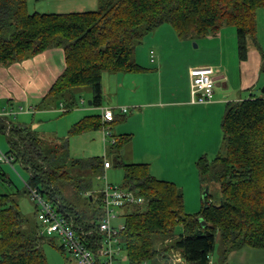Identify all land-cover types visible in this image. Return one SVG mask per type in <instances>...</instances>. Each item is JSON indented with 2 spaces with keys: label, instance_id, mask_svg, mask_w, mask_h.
Wrapping results in <instances>:
<instances>
[{
  "label": "trees",
  "instance_id": "16d2710c",
  "mask_svg": "<svg viewBox=\"0 0 264 264\" xmlns=\"http://www.w3.org/2000/svg\"><path fill=\"white\" fill-rule=\"evenodd\" d=\"M263 8L264 0H100L97 11L31 14L28 0H0V65L60 48L66 67L43 104L72 93V100L63 102L71 110L77 107L74 90L90 86L92 105L101 108L104 75L146 71L134 54L160 27L171 25L181 40L217 36L234 27L239 59L244 62L250 39L257 44V15ZM262 59L264 73L263 54ZM121 120L115 115L111 124ZM105 126L102 116L94 115L76 123L69 134ZM221 130L226 153L212 160L201 157L196 163L204 187L219 184L221 204L216 205L209 193L197 213L187 214L184 193L175 183L156 178L149 164L123 161L121 153L131 135L114 136L116 143L104 156L77 160L65 154L68 141L52 146L33 130L0 120V133L9 145L6 154L30 174L25 195L39 191L73 221L79 234L94 231V236L82 239L95 253L104 239L99 229L104 185L97 190L94 180L104 175L105 161L113 156L114 166L124 171L121 187L145 199L124 214L119 238L128 264H178L177 257L186 264L206 258L210 264L217 237L223 260L243 247L264 249V96L228 102ZM0 181L12 184L1 170ZM19 194V190L14 198L0 194V264H48L42 244L50 236H38L39 223L29 226ZM178 226L183 232L171 241ZM60 249L67 251L63 245Z\"/></svg>",
  "mask_w": 264,
  "mask_h": 264
},
{
  "label": "crops",
  "instance_id": "0c3cea01",
  "mask_svg": "<svg viewBox=\"0 0 264 264\" xmlns=\"http://www.w3.org/2000/svg\"><path fill=\"white\" fill-rule=\"evenodd\" d=\"M93 1L97 2L100 7V0H55L56 4L50 5L47 10L41 12L36 10L32 13H81L82 11L79 10V12L75 9H88L87 5H92L90 3H93ZM71 7L76 8L72 9ZM28 9L30 12V0H28ZM60 10L64 12H57ZM164 26L154 31L153 35L147 36L143 43L137 47L134 54L135 61L147 70L136 73L105 74L103 77L102 107L96 108L88 104L99 111V114L94 115L102 116V109L110 108L114 109L115 113L118 111L116 116L120 120L125 117L124 120L114 123L112 129L115 136L131 135V141L127 144L130 152L123 150L122 159L129 154L131 161L149 164L156 177L175 183L183 193H186L187 187H197L199 183V180L197 182L199 176L196 166L197 161L201 157L210 158V155H215L212 156L213 159L220 154L218 151H220V143L223 140L221 123L225 115L226 104L231 101H240L251 96H258L251 92L244 96L242 94L235 96L237 90L225 78L226 92H219L210 104H194L191 97L192 80L190 71L194 68H213V66L209 64H191L183 71L188 79L185 89L176 88L172 94L174 100L170 103L163 102V93L159 88L160 84L154 83L153 79L151 82V78L157 81L158 77L163 74L165 65H167V58L164 53L166 40L164 41V38L179 39L173 29ZM256 54V68L253 71L247 70L252 72L254 76L252 82L254 84L250 85V89L257 84L259 85L261 81V76L258 74H260L263 59L256 43L253 42V46L249 48L247 61L242 62L246 65L249 64L252 55L256 56ZM65 67V54L60 48L45 51L22 62L0 65V120H4L9 125L29 128L45 140H64L61 138L60 132H57L58 130H55L53 126L65 127V123L60 124L61 121H58V118H55L57 121L51 119L53 115H56L51 109H59L56 104L57 101L49 100L47 105L43 104V99L62 75ZM219 79V76H215L216 86L219 84ZM249 88L243 90H249ZM179 96H182V98H179ZM82 100L85 104V99L82 98ZM90 101H92V95ZM59 102H61L62 107L65 106L62 101ZM42 105L48 108H43ZM120 108H128V112L123 115L120 113ZM168 108L175 110V115L169 118L164 117L162 112ZM83 112L93 113L94 109L84 108L78 111V114ZM128 114L130 115L127 116ZM94 115H88L84 118ZM44 120H48V122L46 121V124H44ZM49 123L52 124L48 125ZM67 123H69L68 126ZM72 123L73 119L72 122H66V131L67 127L69 129L78 122L73 126ZM205 138L206 143L203 141ZM102 140L106 145L107 141L103 131ZM5 144V139L0 136V145L5 146ZM174 159L177 160L178 165L173 164ZM179 167L181 170H179ZM185 193L184 196H186ZM204 194L205 192H203L202 197L198 195L195 201H189V203L194 202L191 206L189 204L187 206L190 209H195L194 213H197L204 204ZM178 237L179 235H175L171 241L177 240ZM123 256L124 259H127L125 253ZM176 262L186 264L181 257L176 259ZM226 262L228 264H264V249L243 247L230 253Z\"/></svg>",
  "mask_w": 264,
  "mask_h": 264
},
{
  "label": "rangeland",
  "instance_id": "374dc122",
  "mask_svg": "<svg viewBox=\"0 0 264 264\" xmlns=\"http://www.w3.org/2000/svg\"><path fill=\"white\" fill-rule=\"evenodd\" d=\"M97 3V2H96ZM95 1L93 3H90L92 5H87V8L83 9H75L76 7H71L75 10L84 12H90V11H97L98 10V3L96 4ZM55 0H30V9L31 14H34L32 12L43 11L47 10L50 5H55ZM94 6V7H93ZM75 11V12H78ZM79 11V12H80ZM57 12H64V11H57ZM68 13V12H66ZM257 23H258V32H257V45L260 50V53L264 55V8L259 10L257 15ZM164 27H168L169 29H173V27L169 24H166ZM174 30V29H173ZM153 35V34H152ZM166 40V41H165ZM165 46H164V53L165 57L167 58V65H165L163 69V74L158 77L157 81L154 78H151V82L153 79V82L160 84L159 88H161L163 93V102L170 103L174 100L173 93L176 88L185 89L188 83V79L186 78L183 71H185V68H187L189 65H200V64H209L213 66L215 69V76H219L220 79L218 81V85L215 89V95L217 97L219 92H226L225 86L226 81H224L225 78L228 79L229 84L235 88L237 91L235 92V96L241 95H247L249 92L253 93L254 95H257L258 97L264 96L263 89H264V73L260 71L261 81L259 85L257 84L255 87L250 89V85H253L254 83V76L253 73L247 70H254L256 68V56H253L250 58L249 64L242 63L239 59L238 55V45H237V36H236V30L234 27H227L224 28L220 35L217 36H211L207 38H193L190 40H181L178 39H171L170 37H165ZM253 46V40L250 39L249 41V48ZM224 76V77H222ZM259 77L257 78V80ZM145 81V80H144ZM227 81V83H228ZM158 88V86H157ZM245 88H249V90H243ZM91 87L85 86L80 89H75L73 93H75V97L77 100V107L69 110L64 107H62L61 102H59L57 99H54L53 102L57 101V107L59 109H51L53 113L56 115H53L51 119H54V121H57L55 118H58V121H61L60 124L65 123V127L62 126H53L55 130H58L57 132H60L61 138L64 140L59 139H53L48 140L51 142L52 146L53 144L57 143H64V141L69 142L68 150H65V154L68 156V158H74V159H87L89 157L93 156H104L106 154L107 147L110 146V139H108V142L106 145H104L102 140V131H87L84 134L76 135V136H70L71 128L66 131V122L71 121L73 119L72 126L79 122L81 119L88 115H94L99 114V111L95 108H92L89 106V101L91 100ZM72 93H67V97L61 99L62 103H68L72 100ZM144 96L142 92V97ZM184 97V96H183ZM250 97V96H249ZM82 98L85 99V104L83 103ZM90 98V100H89ZM179 98H182V96H179ZM247 98V97H243ZM106 104V103H105ZM48 108L47 106H43V108ZM54 107V106H52ZM94 109V112H88V113H79L78 111L82 109ZM84 111V110H83ZM118 112V111H117ZM116 112V113H117ZM163 116L164 117H171L175 115V110H172L171 108H168L166 110H163ZM79 115V116H78ZM128 114L127 116H129ZM71 117V118H70ZM46 124V121L44 120ZM174 122V120H172ZM52 123H49L50 125ZM69 123H67L68 126ZM47 125V126H48ZM59 125V124H58ZM113 126L114 124H111L108 126L109 131L111 130V133L113 136L115 134L113 133ZM64 129V130H63ZM221 132V136H222ZM0 136L5 139L6 144L5 146L0 145V151L4 154H6L9 151V146L7 143V139L4 135L0 134ZM63 136V137H62ZM223 139V136H222ZM53 141V143H52ZM204 143H206V138L203 140ZM210 146V145H209ZM208 146V147H209ZM128 146L125 145L123 150L126 152H130V148H127ZM122 150V153H123ZM208 150V149H207ZM209 152V151H208ZM222 154L226 153V146L224 143V140L220 143V151H218ZM121 153V154H122ZM127 153V154H128ZM212 156L210 155V160H212ZM218 156V155H216ZM177 159V158H176ZM174 159V165H178L177 160ZM108 161L112 164V168L108 170L105 174L107 176L108 183L113 185H119L121 186L124 182V171L122 168H119L117 166H114L113 164V156L109 157ZM123 161L125 163H139V161H131L129 159V154L126 155V157L123 158ZM178 168V167H177ZM0 170L4 171L6 174L8 180L12 182V184H5L2 181H0V194L9 193L13 196L17 194L18 190L20 191V194L18 196V202L20 205V209L22 213L28 218L29 220V226H35L37 223H39L37 216L35 217L36 207L35 204L32 202L31 198L29 196L25 195V192L27 191V185L26 182L29 179L30 174L28 171H26L22 166L19 164H6L1 163ZM179 170L181 168L179 167ZM152 172V171H151ZM198 172V169H197ZM153 174V172H152ZM154 175V174H153ZM199 175V172H198ZM155 176V175H154ZM90 176H87L89 178ZM156 177V176H155ZM158 178V177H156ZM160 179V178H158ZM162 180V179H160ZM199 180V183L197 184V187H187V191L185 193V210L187 214H193L195 209L188 208L191 206L194 202L189 203L190 200H196L197 196L200 195L202 197L203 192L205 191L204 195H212V199L214 200L216 205L221 204V191L219 188V184L216 182H211L206 187L200 183V177L198 176L197 182ZM167 181V180H164ZM171 182V181H169ZM96 189H101L104 185V182L98 180L97 178L94 180ZM187 202V204H186ZM125 223V216L122 215L119 218L115 219L112 222V225L114 227H120L123 226ZM182 233V227L178 226L175 232V235H180ZM62 241L61 238L57 235H51L48 240H46L42 244V250L44 254L46 255L48 264H75V261L71 254L68 251H62L60 247H62ZM222 254V247L220 243V237H217L216 241V249L214 253L211 255V264H228L226 260H223L221 257ZM170 256V255H169ZM163 257V256H162ZM176 259V258H175ZM177 259H179L177 257ZM166 261L168 263L169 257L166 258ZM121 264H128L127 259L125 258L120 262ZM151 264V263H146Z\"/></svg>",
  "mask_w": 264,
  "mask_h": 264
},
{
  "label": "built area",
  "instance_id": "2783aa9c",
  "mask_svg": "<svg viewBox=\"0 0 264 264\" xmlns=\"http://www.w3.org/2000/svg\"><path fill=\"white\" fill-rule=\"evenodd\" d=\"M191 75V97L194 104L206 105L214 100L216 80L215 70L212 67H199L190 71ZM128 108H120L121 114H126ZM115 110L110 108L102 109V120L107 126L103 128V133L108 142L114 145L116 139L109 131L108 126L115 120ZM106 142V143H107ZM110 144V145H111ZM14 158L0 151L1 163L12 164ZM112 168V164L106 160L104 172ZM98 177L104 182L102 189L103 218L99 224L104 239L101 248L95 253L87 247L82 237L94 236V231L82 232L79 234L75 229L73 221L63 216L58 209L49 202L39 191L30 190V198L36 207V216L40 229L38 236L57 235L61 238L64 248L71 254L75 264H121L124 259V251L119 238L121 229L124 227H114L112 222L125 214L128 207L139 206L145 203L143 197L137 196L134 192L128 191L119 185L108 183L107 176ZM146 264V263H144Z\"/></svg>",
  "mask_w": 264,
  "mask_h": 264
},
{
  "label": "water",
  "instance_id": "95a60500",
  "mask_svg": "<svg viewBox=\"0 0 264 264\" xmlns=\"http://www.w3.org/2000/svg\"><path fill=\"white\" fill-rule=\"evenodd\" d=\"M263 93H264V89H263ZM89 104L92 105V101H89ZM201 225L204 227L206 223L204 221H201ZM198 264H208V261L206 258H203Z\"/></svg>",
  "mask_w": 264,
  "mask_h": 264
}]
</instances>
